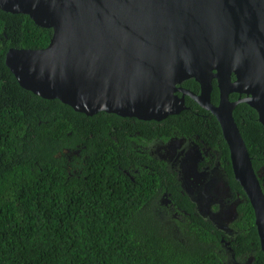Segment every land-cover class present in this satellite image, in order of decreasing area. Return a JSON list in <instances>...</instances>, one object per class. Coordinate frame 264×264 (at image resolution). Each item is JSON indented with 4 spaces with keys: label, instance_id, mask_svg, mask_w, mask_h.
Masks as SVG:
<instances>
[{
    "label": "trees",
    "instance_id": "16d2710c",
    "mask_svg": "<svg viewBox=\"0 0 264 264\" xmlns=\"http://www.w3.org/2000/svg\"><path fill=\"white\" fill-rule=\"evenodd\" d=\"M51 34L27 14L0 8V264H227L222 231L196 211L164 161L134 150L135 131L146 139L198 133L221 142L229 186L244 198L234 225L244 229L236 242L245 249L237 248L264 264L254 211L233 177L216 117L186 95L187 109L151 128L153 119L87 115L34 94L18 83L5 54L45 47ZM181 86L199 91L194 79ZM218 98L213 81L211 102ZM233 117L257 170L264 165V125L246 102ZM163 192L180 218L160 215Z\"/></svg>",
    "mask_w": 264,
    "mask_h": 264
},
{
    "label": "water",
    "instance_id": "95a60500",
    "mask_svg": "<svg viewBox=\"0 0 264 264\" xmlns=\"http://www.w3.org/2000/svg\"><path fill=\"white\" fill-rule=\"evenodd\" d=\"M0 8L52 29L47 46L5 54L18 83L38 96L87 115L142 120L178 114L187 108L186 95L210 111L264 252V189L233 117L246 102L264 125V0H0ZM188 79L199 84L197 93L181 86ZM234 92L245 96L231 100ZM224 182L219 193L229 191ZM199 211L221 215L205 200Z\"/></svg>",
    "mask_w": 264,
    "mask_h": 264
},
{
    "label": "flooded vegetation",
    "instance_id": "af4514ba",
    "mask_svg": "<svg viewBox=\"0 0 264 264\" xmlns=\"http://www.w3.org/2000/svg\"><path fill=\"white\" fill-rule=\"evenodd\" d=\"M178 94L180 95V93ZM232 94L236 95L237 99L245 96L243 93L234 92L230 93L229 97ZM149 125L151 128H156L157 126H161L162 123L155 120ZM129 138L131 139L132 147L138 154L149 153L159 160L164 161L167 169L171 173H177L182 191L193 201L198 213L202 215L199 210L203 200H205L209 203L210 209L221 214L220 217H218V214H216V216L214 214L211 215L212 213H204L202 215H206L204 217L210 220L216 228L217 225L220 224L219 222L222 215L225 217V220H222V223H225L226 227L225 229L219 230L222 231L221 242L226 263L252 264L254 259L253 254L249 253L241 256L239 249L243 251L245 248L243 245H239L237 244L238 242H236L238 236L242 234V232L245 234L243 228L240 226L236 228L234 225L235 221L240 218V212L238 211L235 215L229 216L228 210L223 207L224 203L227 202L226 198L223 196L219 197L218 188L220 183L225 184L224 181H227L229 178L228 171L225 168L227 162L223 157L224 149L221 146V142H210L209 140L200 137V134L198 133L189 136L175 133L168 138H160L156 136L151 139H146L142 131H135L129 135ZM189 163L194 164V169H190V165H188ZM137 167L138 166H136V170ZM257 174L264 186V166H261L258 169ZM210 195H213V198H211L212 196L210 197ZM236 195L233 196L232 194L233 197L230 200L233 201ZM158 202L160 206V215L168 219L180 218V215L173 207L172 200L167 192H163V194L160 195ZM237 247H239V249Z\"/></svg>",
    "mask_w": 264,
    "mask_h": 264
},
{
    "label": "clouds",
    "instance_id": "9594fccd",
    "mask_svg": "<svg viewBox=\"0 0 264 264\" xmlns=\"http://www.w3.org/2000/svg\"><path fill=\"white\" fill-rule=\"evenodd\" d=\"M219 99V98H218ZM236 100V99H235ZM187 109V108H186ZM253 165V164H252ZM264 166V165H263ZM255 171L257 172L258 171V169L256 170L255 169ZM261 181V180H260ZM263 189H264V186H263ZM230 190H231V188H230ZM230 190L228 191V192H224V193H219V197H225L226 198V200H227V202L226 203H224V205H223V207L224 208H226L227 210H228V212H229V216H232V215H235V213H238V206L240 205V204H242L243 202H244V198H243V196H242V194L240 193V192H237V195L231 190V192H230ZM232 194H233V196L234 195H236V197L234 198V200L233 201H231L230 199L233 197L232 196ZM245 194V193H244ZM246 196V195H245ZM247 198V197H246ZM249 201V200H248ZM250 203V202H249ZM251 205V204H250ZM252 207V206H251ZM253 209V208H252ZM254 214V213H253Z\"/></svg>",
    "mask_w": 264,
    "mask_h": 264
}]
</instances>
